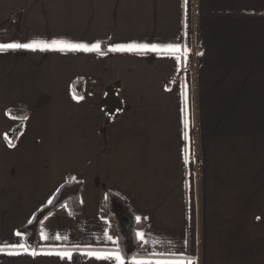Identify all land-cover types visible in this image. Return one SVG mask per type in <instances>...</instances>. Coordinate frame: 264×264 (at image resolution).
Listing matches in <instances>:
<instances>
[{
	"label": "crops",
	"instance_id": "0c3cea01",
	"mask_svg": "<svg viewBox=\"0 0 264 264\" xmlns=\"http://www.w3.org/2000/svg\"><path fill=\"white\" fill-rule=\"evenodd\" d=\"M33 39L106 54L0 52V247L26 243L15 233L68 178L82 183L79 214L53 211L34 247L70 259L0 251V264H115L86 254L119 247L106 192L143 221L149 257L136 259L264 264V0H0V43ZM131 43L189 51H108Z\"/></svg>",
	"mask_w": 264,
	"mask_h": 264
},
{
	"label": "snow or ice",
	"instance_id": "6c2138e0",
	"mask_svg": "<svg viewBox=\"0 0 264 264\" xmlns=\"http://www.w3.org/2000/svg\"><path fill=\"white\" fill-rule=\"evenodd\" d=\"M187 3V0H185V4ZM18 49H24V50H31V51H60V52H87V53H97L99 55H105L106 53L102 50L101 42L97 41L95 43H75L65 40H39V39H33L26 43L21 42H11V43H0V52H4L7 50H18ZM109 52H145V51H151V52H160V53H167L170 58H173L175 61L180 62L181 58L183 57L185 60L187 59V53L189 49L187 47H184L183 49L179 44H165V45H148V44H137V43H131V44H116L108 48ZM73 98L82 101L84 99L83 96H76L73 94ZM184 99H185V105H187V92L184 93ZM13 119H19L21 121H26L29 119L27 115H21L19 117H12ZM189 120L186 116L184 120V126H185V139H188V133L187 129L189 127ZM22 134V133H21ZM5 139L7 140L8 137L5 135ZM8 144L10 147H15V144L11 142V140H8ZM190 160V157L188 155L185 156V163H188ZM49 204L52 203L51 200L48 201ZM34 219V218H33ZM137 221L140 220V217L136 218ZM259 219V217H257ZM31 223V221H29ZM17 237H20L24 235L20 231H17L16 233ZM137 237L143 241L144 243H148V241L144 240V233L143 232H137ZM41 239L48 240L49 236L41 232L40 233ZM105 236L108 241H111L114 245H116L118 242L115 240L112 236L107 235L105 233ZM55 240H61V239H67V237H61L59 234L54 236ZM0 251H7L10 255H17L21 254L22 252L28 253L32 256H36L39 254H48V255H58L62 258H71L72 253L69 251H47L44 252L41 250V252H38L35 248H31L27 243H20L16 242L14 244H5L3 247H0ZM88 256L95 257L97 260H107V261H114L115 264H126V261L124 257L120 253L119 247H115L114 249H89L86 253ZM170 256H175V253H169ZM130 264H152L151 261L148 260H139L136 258H133L130 262ZM156 264H197V261L195 258L185 257L183 253L179 254L178 258L175 259H168L164 261H157Z\"/></svg>",
	"mask_w": 264,
	"mask_h": 264
},
{
	"label": "trees",
	"instance_id": "16d2710c",
	"mask_svg": "<svg viewBox=\"0 0 264 264\" xmlns=\"http://www.w3.org/2000/svg\"><path fill=\"white\" fill-rule=\"evenodd\" d=\"M77 94L80 95L81 91L77 89ZM17 133H19L17 131ZM14 144V141H11ZM82 190V183L75 180L73 177L68 178L67 182L62 185L57 194L46 208L41 210L35 217L34 222L27 228L21 230L26 243L34 248L38 240V227L40 223L53 211L60 209L61 207H67L71 214L77 215L80 212L81 205L79 200V194ZM114 196L110 192H106V196L102 205V214L107 217L110 224V232L116 238L121 254L126 259H132L135 257H149V255L140 249V241L136 238L135 232L137 226L142 222H135V220L129 219V227H124L122 224V217L128 218L125 213L117 214L115 210Z\"/></svg>",
	"mask_w": 264,
	"mask_h": 264
},
{
	"label": "rangeland",
	"instance_id": "374dc122",
	"mask_svg": "<svg viewBox=\"0 0 264 264\" xmlns=\"http://www.w3.org/2000/svg\"><path fill=\"white\" fill-rule=\"evenodd\" d=\"M18 136H19V134H17V132L13 133V137H12L11 141H16ZM122 224L125 228L129 227L128 226L130 224L129 219L122 217Z\"/></svg>",
	"mask_w": 264,
	"mask_h": 264
}]
</instances>
